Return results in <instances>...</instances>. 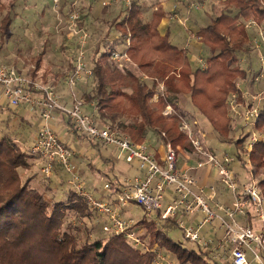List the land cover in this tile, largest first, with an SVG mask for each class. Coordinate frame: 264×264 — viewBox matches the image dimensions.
Segmentation results:
<instances>
[{
  "label": "trees",
  "instance_id": "1",
  "mask_svg": "<svg viewBox=\"0 0 264 264\" xmlns=\"http://www.w3.org/2000/svg\"><path fill=\"white\" fill-rule=\"evenodd\" d=\"M16 1L9 0L6 4L8 12L0 21L1 40L10 34ZM221 3L223 7L214 19L195 31L197 41L208 54L203 68L193 67L186 49L171 41L167 32L160 34L158 26L167 16L161 5L155 6L147 21L136 4L130 3L123 18L114 24L118 36L129 39L125 53L130 63L118 68L111 61L108 31L95 43L91 56L87 54L92 87L90 96L84 98L94 103L97 122L116 129L136 144L146 139L147 131L158 141H162L160 134L164 133L172 145L191 152L185 133L179 130V117L199 123L193 117L198 115L219 139L232 143L237 161L243 164L247 136L239 126V135L230 140L231 126L238 123L228 116L227 98L236 91L237 81L251 92L257 93L259 89L251 81L256 72L253 74L249 65L243 69L235 64V53L243 52L249 41L245 23L252 21L259 25L264 21V0H223ZM46 51L44 43L32 60L33 69L29 74L43 83L49 76L64 77L72 69V61L68 59L65 72L51 74L43 67ZM154 93L158 97L152 102ZM180 95L188 97L193 113L190 116L180 113L174 105ZM166 105L175 111L170 121H165L161 114ZM11 110L8 115L15 114ZM256 128L264 134V102ZM13 133L7 130L0 135V264H153L152 254L134 248L122 237L105 234L102 228L105 238L92 239L87 224L98 219L102 227L105 217L90 210L66 184L68 176L58 164L53 165L52 176L46 179L42 175L47 181L37 185L36 169L41 170L43 159L32 155L29 147L16 140ZM249 157L253 175L262 173L256 183L264 212V138L253 146ZM57 170L61 173L58 192L61 193L62 185L67 187L60 200H56L55 194L47 195L51 193L49 182ZM51 199L56 201L51 204ZM68 213L77 223L66 221ZM137 224L144 227L148 244H156L160 252L173 255L177 264H204L202 252L168 238V231L178 228L174 221L155 224L141 217Z\"/></svg>",
  "mask_w": 264,
  "mask_h": 264
},
{
  "label": "built area",
  "instance_id": "2",
  "mask_svg": "<svg viewBox=\"0 0 264 264\" xmlns=\"http://www.w3.org/2000/svg\"><path fill=\"white\" fill-rule=\"evenodd\" d=\"M107 6L109 0H85ZM129 5L128 0L126 1ZM71 4L65 19L68 35L78 38L75 55L72 58L73 68L65 78L69 91H73L77 81L82 77H91L92 71L85 64L86 38L81 25V14ZM58 0H53V7H58ZM197 9V6H194ZM246 28L254 25L249 21ZM186 26V22H182ZM256 25V24H255ZM261 36V34H260ZM89 39V38H88ZM87 39V41H88ZM126 47L129 39H125ZM255 44L257 42L255 41ZM125 47V48H126ZM257 48V45H254ZM110 59L118 68L130 63L122 51L112 50ZM259 70L252 77V84L264 83V56H258ZM146 80V77H142ZM242 82L235 83L236 91L227 98V113L232 121L240 124L245 130L247 140L243 149L242 167L246 178L240 183L230 168L234 157L227 154H215L203 144L204 132L199 129L196 120L187 121L179 117V130L185 133L193 153L203 158L198 166L209 165L214 168L220 183L228 189L233 199L224 205L215 201V189L207 191L200 186L188 170L178 168L177 147L166 140L161 133L163 155L159 160L152 155L145 143L136 144L123 133L97 122L93 114L81 111V102L76 101L72 107L62 106L56 96L54 87L29 75L17 71L14 67L0 63V92L7 105L12 109L26 106L42 121L29 152L43 159L41 174L46 178L52 176L54 164H58L68 178L70 186L86 206L102 216L105 221L102 231L105 234L122 237L136 249L154 256L153 264H172L165 253L160 252L156 244L150 246L145 236V229L132 218L122 215V210L135 205L142 209L143 219L155 224L163 221H174L182 237L192 250L202 252L210 264H264V212L263 199L253 175L250 163V152L253 146L264 138L256 128L261 110L262 92L251 93L241 89ZM160 90L162 85H159ZM158 93L152 95L155 102ZM64 115L77 134L94 146L99 147L113 159L132 165L135 176L117 187V196L111 202L96 198L87 191L84 182L75 172L72 160L75 152L61 142L58 136L46 125L53 119V114ZM165 118L175 115L172 106L166 105L161 112ZM237 160V159H236ZM103 189L110 191V182H105ZM217 225L215 231L206 237L202 233L205 226ZM167 255V254H166Z\"/></svg>",
  "mask_w": 264,
  "mask_h": 264
},
{
  "label": "rangeland",
  "instance_id": "3",
  "mask_svg": "<svg viewBox=\"0 0 264 264\" xmlns=\"http://www.w3.org/2000/svg\"><path fill=\"white\" fill-rule=\"evenodd\" d=\"M8 1L9 0H0V6H2V9H0V21L3 18V16L8 12V8L6 7ZM126 1L127 0H109L107 6H101L98 3H93L92 5H90L91 7H89L88 9L90 3H88L85 0H58L59 6L56 8L53 7V0H17L15 2V6L12 9V13H11L12 23L9 29L10 34L5 39L3 40L0 39V63L2 62V64L6 66L21 67V69L27 68L33 64L32 63L33 58L41 50L43 44L46 43L47 51L44 57L43 67L47 68L51 74H60L65 72L67 61L68 59L69 60L71 59L72 61V58L75 55L77 42H78V38L76 36L68 35V32H70L67 31L66 29L68 27V23L66 22L65 25V19L69 13L70 6L73 2H75L76 3L75 7L79 10L81 14L82 28H84V31L88 36L86 38L87 43L85 47V56H86L85 64L86 67L89 68L88 66H90V64H89V59L87 58V54H90L91 56L95 43L104 36L106 31L109 32V40H110L109 42L112 43L111 46L109 47L111 50L122 51L125 49L126 38L118 36L117 30L116 28H114V24L116 22H119L123 18V16L126 14V8L130 5V3H132V0H129L128 1L129 5L127 6ZM194 3L195 5H193L192 8L188 9L187 11L189 17L193 19L196 16L198 21L197 24L192 27L193 30L190 28L189 30H187V34L190 39L195 38V31L198 30L200 27L210 23V21L213 20L216 14L218 13L219 9L223 7L222 3L220 4L216 3L213 5L211 10L208 9L207 11H205L201 7L202 5H199L201 3L200 0H194ZM194 6H197V9H195ZM142 16L143 18H147L149 20L150 10L145 9L144 14ZM173 19H176V17H174ZM249 23L250 22L248 21L245 23V25H248ZM250 25L251 26L246 29L247 30L249 29L248 33L251 35L252 38L251 44L248 42L246 45H244L245 49L243 52L235 53V58H236L235 64H239L242 68H246L248 65L251 66L254 74L255 72H257V70H259V64H258V60L256 59V55L264 56V43H263L264 27H260V29H257V25L255 24L254 25L250 24ZM180 26L185 27L182 25V22ZM257 37L263 40L261 42L259 41L261 43V46H259L258 50L252 44L253 39L257 42ZM195 39L197 40V38ZM198 50L199 51L197 53L196 52L194 53L195 58H192L193 56L191 57V54L188 55V57L193 67L203 68L205 58L207 57L208 54L204 46H201ZM22 73L29 75L25 70L22 71ZM48 79L50 81H53V78L51 77H49ZM36 80L39 81L40 79L37 78ZM64 80H65V76L61 77V79L57 78V80L53 82L63 85ZM90 84H91V79L89 80V85ZM89 85L88 82L87 84L86 83L84 84V87L85 88L88 87V89L83 90L84 94L82 97L88 96L87 92L88 94L91 92L88 91L90 90ZM245 88L246 85L241 86V89H245ZM258 88L259 89L256 92L262 91V95L264 96V83L258 84ZM261 102H264V98ZM174 105L177 106L178 110L180 109L179 110L180 113L185 114L186 116L187 115L190 116L191 114H193L189 109L187 96H181L180 99L178 98L177 101L174 103ZM172 117L170 118L163 117V118L165 121H170ZM193 117L197 118L199 122L198 123L199 129H201L202 131L204 130V132L206 133V136L202 141L204 146L208 148L209 151L212 153L218 155L227 154L228 156L234 157V161L232 162L231 166L235 171V173H238L240 178L244 179L245 178L244 168L239 163V161L236 160V155H235L236 151L232 143L225 142L219 139L211 131L210 126L203 118H201L198 115ZM22 125L23 124H20L19 121L16 119V115L13 114H11V116L8 115L6 108L4 109L3 112L0 111V135L5 134L7 130H13L15 132L16 129H21ZM239 126L241 127L240 124H236L234 127L231 126V130L229 134V138L231 141H234L236 139V136L239 135V131H238L240 129ZM24 131H25V135L22 141L24 144H29L32 137L31 129L28 130L25 128ZM242 135H245L244 132L242 133ZM155 142H157V144L159 142L157 137ZM157 144L155 147H157ZM191 157H194L192 159H195L197 161L199 160L203 161V158L196 157L195 154L194 155L191 153L189 154L187 152H184L183 150L179 151V159L183 163L185 161L186 162L190 161ZM119 165L120 164H118L117 166ZM207 167L210 168L209 165H205L199 168V170L202 168L207 169ZM36 171H38V176H39V177L37 176L39 179L36 184L42 185L43 183H45L44 181L47 180L42 177V174L38 169H36ZM117 174L118 176L120 175L119 172ZM90 175L92 177L90 178V181H88V188L93 189L95 193L88 190V188H86V190L93 193L95 197L98 196V198H100V195L104 193L101 191V186H100L101 180L98 176H95L94 173ZM259 175L262 176V173L261 172L255 173L254 175L255 179ZM105 179L106 178H103L104 181L111 182L110 179L108 180ZM66 189L67 187L62 185V191L60 190L61 193L60 192L57 193L56 200H60L64 198ZM100 192L102 193L100 194ZM56 200L51 199L50 200L51 202L49 200L48 201L52 204ZM126 211L127 214L126 216L125 215L124 216L128 218H132L134 220L136 219L139 220L138 218H141L143 216L142 209L137 206L131 205L128 207ZM66 221L71 223H77V221H75L71 213L67 214ZM87 225L88 228H90L91 230L90 236L92 237V239L105 238V235L101 231V223L98 219H95L94 222L88 223ZM167 235L171 241L175 243H180L187 248L188 244L185 243L182 237V233L178 228L170 229ZM145 236L147 237L146 231H145ZM165 256L168 257L169 259L168 261H170L172 264H177V260L174 258L173 255L165 254ZM204 258H205L204 261H201V263L210 264L208 259L206 257Z\"/></svg>",
  "mask_w": 264,
  "mask_h": 264
},
{
  "label": "crops",
  "instance_id": "4",
  "mask_svg": "<svg viewBox=\"0 0 264 264\" xmlns=\"http://www.w3.org/2000/svg\"><path fill=\"white\" fill-rule=\"evenodd\" d=\"M200 1L201 3L199 5H202L201 7L205 11H207L208 9L211 10L214 4L216 3L220 4L223 0H200ZM132 3L136 4V6L142 11V14H144L145 9H149L150 16L155 6L157 4L161 5L163 10L166 12L167 16L161 20L160 25L158 26V30L160 34H165L167 32L169 34V39L171 41H173L174 43H179L181 48L186 49L187 55L191 54V57L193 56L192 58H195L194 53L195 52L197 53L199 51L198 49L202 45L197 42V40L195 39L196 37L190 39L187 34V30H189V28L192 29V27L195 26L198 22L196 16L192 19L191 17L188 16V12H187L188 9H191L192 6L195 5L194 0H132ZM172 15L174 16L172 17ZM174 17H176V19H173ZM144 19L149 21L147 18H144ZM183 21L186 22V26H189V27L180 26L181 22ZM260 27H264V21L261 22L259 25H257V29H260ZM248 35H249L248 42L251 44L252 38L249 33ZM253 40H252V44L257 45V50H258L259 46H261L260 42L263 40L257 37V44H255V40L254 41ZM258 56L256 55L257 60H258ZM11 67H14L17 71L21 73L22 71L25 70L30 75L33 69V65H30L29 67L22 68V69L21 67H17V66H11ZM72 68H73V64H72ZM70 71L65 73V78L69 74ZM49 77H47L46 82L44 83L50 84L52 87H54L58 101L62 106L70 108L72 107V105L76 103L77 100H79L81 102V111L84 114L94 115V103L92 101H87L85 100L84 97H82L84 94L83 90L88 89V87L86 88L84 87V84L85 83L87 84L88 82V85H89V80L91 78L82 77L79 81H77L76 86L73 88V91H69V88L65 84V80L63 82L64 84L62 85V84H57L53 82L57 79H53V81H50L48 79ZM59 78L61 79V77ZM91 87L92 85L90 84L89 85L90 90L88 91H91ZM90 94L91 93L88 94L87 92L88 96H90ZM181 96H185V95H180L179 99L181 98ZM5 108L7 109V112L9 109H12L7 105V102L3 99V97L1 96V92H0V111L3 112ZM12 112L15 113L14 115H16V119L19 121V123L23 124L21 129L15 128L16 131L13 134L17 136L16 140L23 143L22 140L25 135L24 129L25 128L28 130L31 129L32 137H31L30 143L29 144L23 143L24 145H27L28 147H30L35 139L38 129L42 125V121L39 118H37V115L33 114L26 106H21L17 109H13ZM46 125L58 136L61 142H63L67 147H69L75 152V157L72 161L73 167L75 169V172L80 177L81 181L84 182L85 188H88V181H90V178L92 177L90 174L94 173L95 176H98L100 178L101 191L104 192L103 194H101L102 192H100L101 194L100 199H104L108 202H111L117 196V192L115 189H117V187H119L120 184H122L124 181H127L129 179L131 180L135 176V169L132 165L117 161L113 159L112 155L107 154L105 151H103L99 147L94 146L93 144H90L85 139V137L74 132V130L71 128L69 124L68 119L64 115L59 114V113H54L53 119L50 121H47ZM204 134L206 136L205 132ZM155 141L156 140H155V137L153 136V133L151 131H147L146 139L142 143H145L148 147L149 152L152 155H154L157 160H159L161 156L163 155V145H162V141H159L158 144ZM156 144H157V147H155ZM177 149H178L177 151L178 168H180L181 170H188L189 173L197 180L198 184L205 188V191H207L208 187L213 186L216 192L215 201H217L220 204H224V205L230 204L233 199V196L231 192L220 183L216 170L212 167L210 168L207 167V169L202 168L199 170V168H201L202 166L199 167L198 164L201 163L202 161L201 160L197 161L195 159H192L194 157H191L190 161L188 162L185 161L183 163L179 159V151H181L182 149H180L179 147H177ZM187 153L189 154L191 153L194 155L193 150ZM196 157H200V156L196 155ZM118 164L120 165L117 166ZM230 168L235 174V177L237 178V180L240 183H242L245 180L246 175L244 179H241L238 173H235L231 165H230ZM115 170H117L120 173L119 176L117 174L118 172ZM59 174L61 175L60 171L57 170L55 172V176H53V179L51 180V182H49L51 193H47V195L55 194V196H57L56 192H58V184L60 181ZM103 178H106L107 180L108 179L111 180L110 182L111 190L110 191L103 189V185L105 184V182H108V181H104ZM88 190L94 192L93 189L88 188ZM96 198H98V196H96ZM132 206H135V205H132ZM127 209L128 207L122 210L121 212L122 215L126 216ZM135 221H137V219ZM217 230H218L217 225L213 224L212 226H205L202 230V233L204 234V236L208 237L212 235V231H215V233H217L216 237L218 238L220 234L219 232H217Z\"/></svg>",
  "mask_w": 264,
  "mask_h": 264
}]
</instances>
